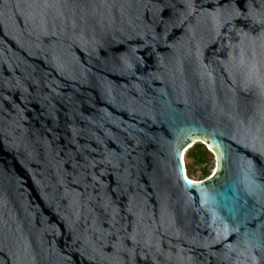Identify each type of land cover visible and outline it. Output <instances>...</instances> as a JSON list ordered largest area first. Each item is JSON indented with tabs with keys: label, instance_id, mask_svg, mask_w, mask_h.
<instances>
[{
	"label": "water",
	"instance_id": "obj_1",
	"mask_svg": "<svg viewBox=\"0 0 264 264\" xmlns=\"http://www.w3.org/2000/svg\"><path fill=\"white\" fill-rule=\"evenodd\" d=\"M0 264H264V0H0Z\"/></svg>",
	"mask_w": 264,
	"mask_h": 264
},
{
	"label": "trees",
	"instance_id": "obj_2",
	"mask_svg": "<svg viewBox=\"0 0 264 264\" xmlns=\"http://www.w3.org/2000/svg\"><path fill=\"white\" fill-rule=\"evenodd\" d=\"M212 155H213L212 152L209 151L206 145L201 142H196L193 145H191L184 152V157L186 159H190V161L185 162L186 173L191 172L192 165L204 164L201 169L200 178L206 177L209 174L208 162L212 157Z\"/></svg>",
	"mask_w": 264,
	"mask_h": 264
},
{
	"label": "rangeland",
	"instance_id": "obj_3",
	"mask_svg": "<svg viewBox=\"0 0 264 264\" xmlns=\"http://www.w3.org/2000/svg\"><path fill=\"white\" fill-rule=\"evenodd\" d=\"M187 161H190V159H186L185 158V162ZM204 164H194L192 165L191 167V172L189 173L188 172V175L190 178H198L200 179L201 177V169H202V166ZM213 167H214V156L212 155V157L210 158L209 162H208V171L209 173H211V171L213 170Z\"/></svg>",
	"mask_w": 264,
	"mask_h": 264
}]
</instances>
